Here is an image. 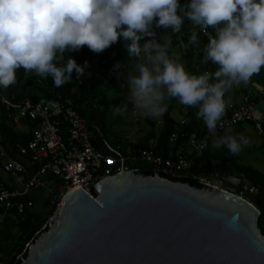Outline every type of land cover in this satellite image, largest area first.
Returning a JSON list of instances; mask_svg holds the SVG:
<instances>
[{
    "label": "clouds",
    "instance_id": "clouds-1",
    "mask_svg": "<svg viewBox=\"0 0 264 264\" xmlns=\"http://www.w3.org/2000/svg\"><path fill=\"white\" fill-rule=\"evenodd\" d=\"M185 18L208 35L203 62L214 64V72L189 74L170 55L171 36L181 32ZM153 25L170 29L162 42ZM145 37L151 39L141 43ZM121 39L137 74L126 76L129 97L114 114L127 112L131 102L133 112L158 119L168 109L165 100L175 98L197 108V118L215 134L226 93L264 68V0H190L183 7L179 0H0V88L16 83L21 68L51 77L55 87L71 83L74 74L84 75L87 61L81 66L66 53L87 46L99 54ZM189 43H198L196 31ZM248 143L243 135H224L213 147L238 154Z\"/></svg>",
    "mask_w": 264,
    "mask_h": 264
},
{
    "label": "water",
    "instance_id": "water-1",
    "mask_svg": "<svg viewBox=\"0 0 264 264\" xmlns=\"http://www.w3.org/2000/svg\"><path fill=\"white\" fill-rule=\"evenodd\" d=\"M154 172L106 178L95 199L67 192L21 264H264V196L250 181L197 187Z\"/></svg>",
    "mask_w": 264,
    "mask_h": 264
},
{
    "label": "built area",
    "instance_id": "built-area-1",
    "mask_svg": "<svg viewBox=\"0 0 264 264\" xmlns=\"http://www.w3.org/2000/svg\"><path fill=\"white\" fill-rule=\"evenodd\" d=\"M198 33L204 55L203 49L209 38L200 29ZM208 33L214 35L209 29ZM215 70L216 66L210 61L205 63L204 72ZM247 84L249 88L243 93L241 100L227 104L226 113L218 122L215 134L209 131L204 134H190L187 138L189 152H176L173 158L166 159L156 153L154 143L139 152L127 151L126 156L118 146H106L107 153L98 151L91 144V134L86 122L69 102L64 103L58 99L40 100L34 104L29 101L18 103L15 99L4 97L3 88H0V104L5 109L10 124L19 127L26 121L33 123L30 140L25 145H16V151L20 156L30 157L38 168L22 191L8 190L0 186V223L4 212L14 211L21 215L32 208V202L26 201V196L32 188L43 187L40 177L47 174L61 183L59 193L51 202L56 207L64 195L75 187L95 199L93 186L106 178L130 171L128 162H140L152 171L191 179L206 187L216 186L205 177L187 173L195 160L208 148L211 138L221 137L226 131L239 125H249L260 137L264 149V86L252 79ZM133 111L131 113L135 121H140L143 116ZM152 121L158 128L162 126V117ZM187 125L186 119L175 123L169 140L171 146L176 143L180 131ZM1 141L0 136V167L11 177L17 178L23 172V167L18 161L7 158Z\"/></svg>",
    "mask_w": 264,
    "mask_h": 264
},
{
    "label": "trees",
    "instance_id": "trees-1",
    "mask_svg": "<svg viewBox=\"0 0 264 264\" xmlns=\"http://www.w3.org/2000/svg\"><path fill=\"white\" fill-rule=\"evenodd\" d=\"M156 36L157 42H162V37L168 35V31L161 33L158 31ZM198 34V43L195 44L193 51L190 50L189 54L200 50V56L204 57L201 51V39ZM174 35L171 36V38ZM142 40L141 43L147 42ZM182 46L189 43V38L183 36L181 41ZM192 49V47H190ZM170 52V49H169ZM171 53V52H170ZM67 56L75 59L77 64L84 66L85 61L87 64L93 59H97V69L91 71L86 77L81 76L76 78L75 74L71 83H66L61 87H55L52 78H41L33 73H26L22 68L17 70L16 83L9 86L7 89L2 90V95L10 100L15 99L18 103L29 101L34 104L40 100H61L66 103L69 102L71 106L80 114L83 120L86 122V126L91 134V144L98 150L107 153L106 146L119 147L123 155H127V150L142 151L149 147V142L154 141L155 151L158 155L164 159L173 158L174 154L178 152L184 146H187V138L190 134L194 133L192 129V123H188L184 127L178 136V139L174 145H170L169 140L173 134L175 122L170 118V112L176 99H166L165 103L168 104V109L162 116V126L156 133L155 124L151 118L145 117V121L149 127L148 134L140 140L136 145H124L122 141L115 138L112 128L113 122L111 115L115 112L116 106L109 100L107 93L109 91L118 92L120 86L112 83L106 85L105 81L109 77H116L120 74L124 75V79L121 80L122 84L126 83V76L130 74L135 68V63L132 62V58H129L124 48V41L118 40V42L108 49L103 51V55L93 53L87 46H83L78 52L66 53ZM67 57H65L66 60ZM105 70L102 71V65ZM116 64H121L120 73L114 70ZM205 69V63H204ZM203 69V70H204ZM257 75V74H256ZM264 85V79L259 81ZM123 86V85H122ZM226 97V95H225ZM133 106L128 107V112L133 111ZM28 126L27 136H23L22 133L15 130V127L10 124L7 118L5 109L0 104V136L2 138L1 144L5 152H7L12 158L18 154L16 151V145H25L31 138V131L33 129V123L31 121L25 122ZM128 162L127 167L131 170H137L145 174L146 176H152L155 174L147 165L143 163ZM189 174H194L201 177H213L216 175L236 176L244 178L250 181L256 188H258L264 196V173L254 169L253 167L241 165L238 161H235L231 157H227L224 154L215 155L211 152L209 146L203 152L200 158H197L190 169L187 171ZM162 178H167L172 182L187 183L191 186H197V182L191 179H185L183 177H171L164 175L162 172H158ZM27 201V199H25ZM56 206L51 203L48 204L49 215L52 216ZM26 213L21 214V218L26 217ZM19 215L17 213H14ZM46 222L35 225L28 219H23L20 225V232L23 238L22 244L16 249L15 255L11 256L7 260H0V264H21V261L26 258L25 247L32 241L35 234L40 232ZM258 228L264 237V206L260 209V216L258 219ZM1 254V251H0ZM20 256V257H19Z\"/></svg>",
    "mask_w": 264,
    "mask_h": 264
},
{
    "label": "crops",
    "instance_id": "crops-1",
    "mask_svg": "<svg viewBox=\"0 0 264 264\" xmlns=\"http://www.w3.org/2000/svg\"><path fill=\"white\" fill-rule=\"evenodd\" d=\"M179 3L183 7L184 5L190 3V0H179ZM187 10V9H186ZM179 14V12H178ZM199 28H193V26L190 24V20L185 18L184 19V26L182 27V30L180 33L175 34L171 40H172V45L170 47V55H172L174 58L177 59L179 63H182L185 67V70L189 74H194V75H200L204 72V62L202 57L200 56V50H196L189 54L190 50L193 51V48L195 44H190L187 43L185 46H182L181 39L183 36L187 37L190 39V35L193 31H196L198 33ZM211 32L214 33L213 29L209 28ZM153 31H155L156 36L159 35L158 31H160L162 34L167 32L170 33V29H164L163 27L161 28H155V25H153ZM149 37H145L144 40L148 39ZM121 41H123L121 39ZM192 47V49H190ZM100 55H103V52L100 53ZM133 63H137L135 59L132 60ZM97 59H93L89 61L87 64V67L85 68L84 72V77L87 76L91 71H94L97 69ZM102 65V71L105 70ZM204 69V70H203ZM132 75H136L135 68L133 71L130 73ZM129 75V74H127ZM115 79L119 80L120 85L117 83V80H114L112 77H109L106 81L105 84L108 86L115 81V85L120 86L121 88H124L122 90V95L121 91L119 90L118 93L119 96L117 97L114 105L117 106H123L126 104L127 99L129 97V91H128V86L127 84H122L121 80L124 79V75L120 74L116 77ZM251 79L258 84H260L259 81L264 79V68L261 69V71L256 75H253ZM123 85V86H122ZM262 85V84H260ZM264 86V85H262ZM249 86L248 84H241L239 86H234L228 93H226L225 101L226 104L229 102H239L241 100V96L243 95L246 90H248ZM107 97L109 100L113 103L112 99H110L111 92L109 91L107 94ZM128 107L134 108V105L131 102L127 103ZM198 109L195 107H186L185 105L181 104L178 102V99H176L175 103L172 106L171 112H170V118L176 123L182 119H186L188 123H192V129L194 130V133L196 134H204L205 132L208 131L207 127L205 126L204 122L202 119L197 118V113ZM264 112V111H263ZM155 129L156 132L157 126L155 124ZM247 127L252 130L249 125ZM161 127H159L160 130ZM236 128L235 131H226L222 136L224 135H234V136H240L243 135L247 139H249V133H247L244 130V124L239 125ZM232 129V128H231ZM15 130L22 133L23 136H27L28 134V126H26L25 123L19 127H15ZM221 136V137H222ZM258 136V135H257ZM259 137V136H258ZM218 138H211L209 142V148L211 152L215 155H222L224 154L227 157H231L235 161H238L241 165H246L253 167L254 169L264 173V171L261 168H258L257 166L254 165H248V164H243L240 162V160L234 156H231L229 152H225V148L221 147L219 149H216L213 147V143L218 140ZM2 139V138H1ZM260 139V137H259ZM261 141V139H260ZM154 143V141H150L149 144ZM2 145V144H1ZM261 147H262V141H261ZM3 148V147H2ZM263 149V148H262ZM4 150V149H3ZM264 150V149H263ZM127 151H132L131 149H128ZM5 152V150H4ZM178 152L182 153H188L189 152V147L184 146L181 148ZM7 155L8 159L11 160H16L18 161L22 167H23V172L17 177L13 178L9 174L5 173L1 167H0V186H4L8 190H15V191H22L24 186L28 183V181L35 176L37 172V166L35 163L32 162L30 157L27 156H20L19 154L15 155V158H12L7 152H5ZM236 177V176H234ZM206 178V177H205ZM241 178V177H239ZM209 181L217 185V182L223 181V179H226V175H219V178H216V176L213 177H207ZM214 180V181H212ZM41 183H43V187H36L32 188L28 195L26 196L27 201L32 202V208L28 209L26 212V217L21 218V215H16L14 214V211H8L4 212L1 218V223H0V260H7L11 256L15 255L16 249L22 244L23 238L20 232V225L22 224L23 219H28L32 221L35 225L41 224L43 222H46V220L49 217V212H48V204L52 202V199L55 195L59 193V190L61 188V183L58 179L55 177L47 174L42 177H40ZM264 206V205H263ZM25 213V212H24ZM44 227V226H43ZM42 227V228H43ZM41 231V230H40ZM8 246V247H7ZM26 248V247H25ZM20 257V256H19Z\"/></svg>",
    "mask_w": 264,
    "mask_h": 264
},
{
    "label": "rangeland",
    "instance_id": "rangeland-1",
    "mask_svg": "<svg viewBox=\"0 0 264 264\" xmlns=\"http://www.w3.org/2000/svg\"><path fill=\"white\" fill-rule=\"evenodd\" d=\"M113 79L117 80L115 78ZM114 80L113 82L115 83ZM117 83L120 85L119 80H117ZM123 89L124 88H121L120 90L121 95H122ZM110 92L112 95H110L109 97L110 99H112L113 104H114L119 94L113 90ZM112 111L113 113L111 115V119H112L113 126H114L112 128L113 134L115 135V138L120 139L124 145H127V146L136 145L140 142L142 138H144L148 134L149 127L145 121V116L142 115L143 116L142 119L140 117V121L136 122L131 112L127 111V112H124L122 115H117V114H114L115 112L113 109ZM157 130L159 131L158 126H157ZM235 130L236 128H232L229 131L233 132ZM244 130L247 133H249L248 135L249 143L247 145L242 146V150L238 154H231L228 151V149L224 147L225 152H229L231 156L238 158L240 162L243 164L254 165V166H257L258 168H261L264 171V150L261 147V141L259 137L257 136V134L253 130H250L247 127V125H244ZM240 197L247 199L245 195H240Z\"/></svg>",
    "mask_w": 264,
    "mask_h": 264
},
{
    "label": "flooded vegetation",
    "instance_id": "flooded-vegetation-1",
    "mask_svg": "<svg viewBox=\"0 0 264 264\" xmlns=\"http://www.w3.org/2000/svg\"><path fill=\"white\" fill-rule=\"evenodd\" d=\"M226 178H227V176H226ZM221 182H224V181H221Z\"/></svg>",
    "mask_w": 264,
    "mask_h": 264
}]
</instances>
